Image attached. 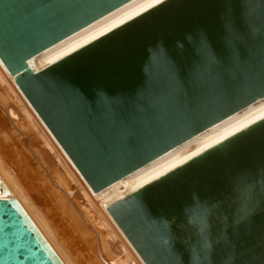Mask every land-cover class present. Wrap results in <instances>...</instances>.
Instances as JSON below:
<instances>
[{"label":"water","instance_id":"1","mask_svg":"<svg viewBox=\"0 0 264 264\" xmlns=\"http://www.w3.org/2000/svg\"><path fill=\"white\" fill-rule=\"evenodd\" d=\"M134 0H0V62L98 193L264 98V0H165L35 72ZM0 179V264H63ZM144 264H264V118L109 205Z\"/></svg>","mask_w":264,"mask_h":264},{"label":"bare ground","instance_id":"2","mask_svg":"<svg viewBox=\"0 0 264 264\" xmlns=\"http://www.w3.org/2000/svg\"><path fill=\"white\" fill-rule=\"evenodd\" d=\"M165 0H134L54 45L28 65L38 72ZM264 118V98L93 193L0 62V179L63 264H144L107 207ZM30 125L38 137L30 139ZM52 150V151H51ZM64 166L67 174L60 168ZM62 168V167H61Z\"/></svg>","mask_w":264,"mask_h":264},{"label":"rangeland","instance_id":"3","mask_svg":"<svg viewBox=\"0 0 264 264\" xmlns=\"http://www.w3.org/2000/svg\"><path fill=\"white\" fill-rule=\"evenodd\" d=\"M30 129L32 130V134L29 136V138L30 139H35V138H37L40 142H39V146L41 145V144H43V142H44V140L41 138V137H38V131H37V128L36 127H34L33 125H30ZM41 147L43 148V146L41 145ZM52 151V150H51ZM62 167V168H61ZM61 167H59L60 168V170H61V172L62 173H65V174H67V170L65 169V167L64 166H61Z\"/></svg>","mask_w":264,"mask_h":264}]
</instances>
